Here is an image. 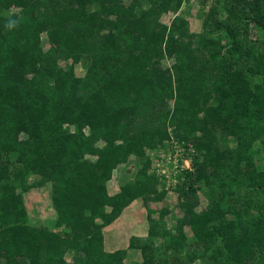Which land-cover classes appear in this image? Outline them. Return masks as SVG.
<instances>
[{
  "label": "trees",
  "instance_id": "16d2710c",
  "mask_svg": "<svg viewBox=\"0 0 264 264\" xmlns=\"http://www.w3.org/2000/svg\"><path fill=\"white\" fill-rule=\"evenodd\" d=\"M182 2L0 0V264H169L156 253L183 249L186 224L215 264H250L264 255V196L249 217L243 203L237 208V199L221 194L200 208L194 196L182 203L176 233L157 232L147 214L144 237L104 248L103 228L130 202L140 198L146 207L163 199L159 180L146 172L152 157L133 130L137 123L162 140L171 138V126L193 147L184 197L197 181L213 189L209 175L222 163L233 187L264 194L257 142L264 135V53L243 44L238 26L244 18L264 31V0H223L225 18L211 9L197 39L177 13ZM163 12L174 13L169 25L159 19ZM163 53L174 59L166 72ZM76 63L85 67L83 78H76ZM131 155L141 160L137 175L109 194L114 170ZM32 174L39 176L33 186H52L53 228L30 224L23 194ZM131 249L141 260L127 258Z\"/></svg>",
  "mask_w": 264,
  "mask_h": 264
},
{
  "label": "rangeland",
  "instance_id": "374dc122",
  "mask_svg": "<svg viewBox=\"0 0 264 264\" xmlns=\"http://www.w3.org/2000/svg\"><path fill=\"white\" fill-rule=\"evenodd\" d=\"M126 3L129 0H124ZM223 0H183L181 7L177 13H181L184 15L185 19L187 20V30L190 35H193L196 39L202 35L204 30L203 28V20L206 14L211 12V9L218 8L217 10V17L225 18V12L222 8ZM8 12H15L14 8L8 9ZM176 13V14H177ZM174 13L172 12H163L159 19L162 23L167 25L170 24L171 19L173 18ZM244 19V18H243ZM242 18L238 21V26L240 28V38L243 39V44L247 46L253 47L254 51L257 53H264V31H262L259 27L255 26L253 22L249 21L246 23ZM248 24V25H247ZM246 25V26H245ZM246 28V31H244ZM186 39V37H185ZM49 47V44H47ZM50 48V47H49ZM207 51V50H206ZM174 61L173 57H170L163 53L160 57V65L163 68L164 72L169 71L171 68V64ZM59 64L61 66H65L66 62H62L59 60ZM74 72L76 74V78L80 77L83 78L86 74L85 67L82 63H76L74 65ZM259 77H253V79H257ZM210 87L217 83V79H213L212 81L207 82ZM169 103H173L172 99L168 100ZM147 117V116H146ZM145 122L137 123L139 125L138 129H133L134 131L142 132L144 137L143 142V149L146 152L147 156H151L152 160L147 167L146 172L148 175L155 174V177L159 180L157 185L158 191H164L163 199L157 201H150L148 205H146V211L148 215H150L151 219L154 220L158 228L157 232L160 230L162 231H170L173 230L176 233V226L178 224V219L184 215V207L181 205L182 203H186L192 200V196L197 199L199 203V208L206 206L210 203L211 199L218 197L219 194L223 196V199L227 202H232L237 199L236 207H240L241 205L242 213H246L249 217H256L257 210L255 207L258 206V203L261 201L264 196L263 193H260L256 188L253 186H239L236 187L232 185L230 178L232 176L231 173L227 170V166L220 164L217 166V176L209 175V180L214 182V188L211 189V186L206 185L203 180L197 181L191 184L193 191L190 194L182 195L181 189L184 191L188 190L190 186L189 182L190 177L186 173L187 171L192 172L194 171V149L190 145L189 148L186 146L185 149L181 146V141L177 140L175 137L173 127H168V132L171 135L169 140H162L158 139L156 136L150 138V133L148 130L143 128ZM134 125V124H133ZM149 133V134H148ZM24 137V134L21 135ZM263 141L257 140L258 145L260 146V156L263 159V167H264V135L262 136ZM180 145H177V144ZM256 143V142H255ZM182 148H181V147ZM181 150H180V149ZM189 149V150H188ZM180 150V151H179ZM179 152V153H178ZM178 153V154H177ZM184 153V156H183ZM194 155V156H193ZM183 156V158L189 157L191 161L188 162V167L186 166L185 162L179 161V167L176 172L171 173L173 170V165L169 164V166L165 165V173H171V177L174 176L173 179H169L164 177V175H160L159 171L155 169L156 161H161L162 163L166 164L167 157L179 158ZM141 167V160L135 156L131 155L126 161L121 162L118 164L116 169L113 172L112 178L108 181V191L109 194H114L119 190V185L125 183L130 178H134L138 170ZM169 167V168H166ZM183 168V169H182ZM190 168V169H187ZM187 170V171H186ZM175 171V170H174ZM207 171L210 172L211 168H207ZM194 178V177H193ZM39 179V176L36 174L29 175L28 183L31 186L24 192V203L26 209L28 211V216L30 220V224L36 226H48L49 228H53V220L56 216V210L51 203V190L52 186L50 182H46L40 186H33L34 182ZM226 182L227 185L223 187L221 191L219 190V184ZM251 189V190H250ZM254 189V190H253ZM230 190H234L233 194H230ZM189 192V191H188ZM219 192V193H218ZM218 195V196H217ZM233 195V196H231ZM188 196V197H186ZM233 197V198H231ZM248 201L246 202V200ZM162 208H166L167 212L161 217L159 213ZM118 218V217H117ZM124 215L121 220H123ZM139 222L138 214L135 213L134 219L132 221V228L137 226ZM123 227V228H122ZM122 229L127 228V225H122ZM61 230V229H59ZM179 231V230H178ZM181 231L186 237L185 245L183 249L180 250H173L171 252H162L160 250L156 253V256H164L167 257L169 264H208L211 259V262L215 264V261H212L211 256V249L205 251L204 250V243L200 242L197 243L196 239L194 238V234L192 233L191 228L189 225H183ZM125 235L129 236L127 233ZM171 235H168V238ZM130 237V236H129ZM128 238H125L122 244L126 245ZM167 241V240H166ZM218 243V239L215 241ZM215 243V244H216ZM123 248V247H121ZM205 251V252H204ZM204 252V253H203ZM162 253V254H161ZM131 260H141V256L139 251L131 249L128 251L127 255ZM192 256H195L194 258ZM67 261H70V255L67 254L65 256ZM203 262V263H202ZM216 264H225L220 261H216ZM220 262V263H219ZM250 264H264V255L258 256L256 255L253 259H250Z\"/></svg>",
  "mask_w": 264,
  "mask_h": 264
},
{
  "label": "crops",
  "instance_id": "0c3cea01",
  "mask_svg": "<svg viewBox=\"0 0 264 264\" xmlns=\"http://www.w3.org/2000/svg\"><path fill=\"white\" fill-rule=\"evenodd\" d=\"M120 185H122V183ZM136 212L138 214L139 222L137 226L132 228V221ZM147 214L146 208L140 198L134 199L132 202H130L122 210L118 218L103 228L105 250L114 251L118 248L126 247V245L120 242H122L125 238H129L131 235L144 237L148 230ZM123 215L124 218L121 220ZM123 223L124 226L127 225V228L122 229ZM124 233H127L129 236L125 235Z\"/></svg>",
  "mask_w": 264,
  "mask_h": 264
},
{
  "label": "built area",
  "instance_id": "2783aa9c",
  "mask_svg": "<svg viewBox=\"0 0 264 264\" xmlns=\"http://www.w3.org/2000/svg\"><path fill=\"white\" fill-rule=\"evenodd\" d=\"M181 146L185 149V147L183 146L184 145V142L183 141H181ZM177 144V143H176ZM177 145H180V144H177ZM180 146V147H181ZM181 147V148H182ZM180 149V148H179ZM181 150V149H180ZM179 150V151H180ZM189 150V149H188ZM179 153V152H178ZM177 153V154H178ZM183 156H184V153H183ZM183 156H181V157H179V158H173V159H171V157H167V160H166V164L165 163H162L161 161H156V163H155V169H156V171H159V174L162 176V175H164V177H166V178H169V179H173L174 178V176H172L171 177V173H174V172H176L177 171V169H178V167H179V161L181 160V161H183V162H185V164H186V166L188 167V162L187 161H191L190 160V158L189 157H186L185 156V158H183ZM169 164H171V165H173V170H172V172L171 173H165V165L166 166H169ZM166 168H169V167H166ZM183 169V168H182ZM187 169H190V168H187ZM175 170V171H174Z\"/></svg>",
  "mask_w": 264,
  "mask_h": 264
},
{
  "label": "clouds",
  "instance_id": "9594fccd",
  "mask_svg": "<svg viewBox=\"0 0 264 264\" xmlns=\"http://www.w3.org/2000/svg\"><path fill=\"white\" fill-rule=\"evenodd\" d=\"M16 23H17V21L10 20L9 23H8V27H13V26H15Z\"/></svg>",
  "mask_w": 264,
  "mask_h": 264
}]
</instances>
